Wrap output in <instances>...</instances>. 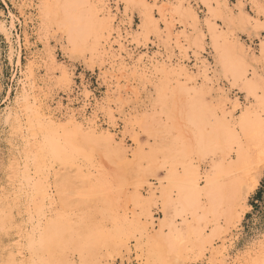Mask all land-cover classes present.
<instances>
[{
	"label": "rangeland",
	"instance_id": "obj_1",
	"mask_svg": "<svg viewBox=\"0 0 264 264\" xmlns=\"http://www.w3.org/2000/svg\"><path fill=\"white\" fill-rule=\"evenodd\" d=\"M264 264V0H0V264Z\"/></svg>",
	"mask_w": 264,
	"mask_h": 264
},
{
	"label": "built area",
	"instance_id": "obj_2",
	"mask_svg": "<svg viewBox=\"0 0 264 264\" xmlns=\"http://www.w3.org/2000/svg\"><path fill=\"white\" fill-rule=\"evenodd\" d=\"M115 264H130V263H128L127 261L123 260V261H118Z\"/></svg>",
	"mask_w": 264,
	"mask_h": 264
}]
</instances>
